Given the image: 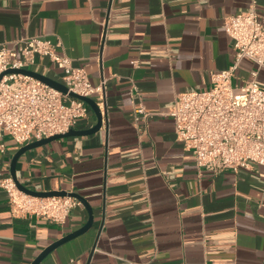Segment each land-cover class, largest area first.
<instances>
[{
  "label": "crops",
  "instance_id": "obj_1",
  "mask_svg": "<svg viewBox=\"0 0 264 264\" xmlns=\"http://www.w3.org/2000/svg\"><path fill=\"white\" fill-rule=\"evenodd\" d=\"M251 8L264 21V0H0V46L51 41L101 89L91 98L107 112L99 132L56 140L17 162L29 189L80 195L94 213L86 235L41 264H264V166L199 170L166 116L177 94L209 90L212 74L236 63L225 20ZM33 70L62 81L48 59ZM254 72L264 89V69L248 59L232 85L243 87ZM140 103L149 117L136 123ZM96 123L91 110L75 130ZM0 143V180L9 179L24 146L7 134ZM88 219L84 206L64 224L17 213L0 189V264H32Z\"/></svg>",
  "mask_w": 264,
  "mask_h": 264
},
{
  "label": "built area",
  "instance_id": "obj_2",
  "mask_svg": "<svg viewBox=\"0 0 264 264\" xmlns=\"http://www.w3.org/2000/svg\"><path fill=\"white\" fill-rule=\"evenodd\" d=\"M225 32L233 41L236 63L211 76L207 91L179 93L166 113L174 122L176 139L193 153L199 170L218 174L239 171L250 165L264 166V89L254 79L234 87L232 79L240 63L248 59L264 69V21L254 8L225 20ZM48 59L62 75L69 92L91 98L94 87L85 69L76 68L58 46L41 37H24L11 47L0 46V77L9 70H33ZM137 65V62H135ZM91 109L83 101L29 76L5 75L0 81V138L7 134L19 146L64 135L87 119ZM136 123L149 114L140 103ZM6 147L0 143V153ZM0 189L8 194L12 208L64 224L71 212L83 204L72 197L37 198L19 191L12 178L1 179Z\"/></svg>",
  "mask_w": 264,
  "mask_h": 264
},
{
  "label": "water",
  "instance_id": "obj_3",
  "mask_svg": "<svg viewBox=\"0 0 264 264\" xmlns=\"http://www.w3.org/2000/svg\"><path fill=\"white\" fill-rule=\"evenodd\" d=\"M11 74H16V75H23V76H29L32 77L34 79H37L41 82H43L44 84L60 91L63 94L69 95L72 98L81 100L83 102H85L90 108L91 110L94 112V114L97 117V123L96 125H94L93 127L86 129V130H81V131H77V130H71L70 132L64 134V135H56L53 136L51 138L48 139H44L41 141H37L34 143H31L29 145L24 146L23 148H21L16 155L14 156L12 162H11V178L13 179V181L16 184V187L18 188L19 191L23 192L26 195L29 196H33V197H37V198H49V197H72L75 198L77 200H79L83 206L85 207V209L88 212L89 215V219L87 221V223L82 226L81 228H79L78 230L69 233L68 235L62 237L61 239H59L58 241L52 243L49 247H47L33 262L32 264H41L43 262V260L49 256L52 252H54L56 249H58L60 246L69 243L73 240H76L84 235H86L92 228L94 225V213L93 210L91 208V205L88 203V201L86 199H84L83 197H81L80 195L74 194V193H68L66 191H46V192H41V191H35L32 189H29L28 187H26L25 185H23L16 174V166H17V162L19 160V158L26 153L27 151L33 150V149H37L39 147H43L45 145H48L56 140H60V139H64V138H70V137H84V136H91L97 132H99L103 126H104V121H106V109H104V116L103 113L100 109V107L98 106L97 102L95 100H93L92 98H87V97H82L80 95H77L75 93L69 92V89L63 85L61 82L53 80L41 73H38L34 70H9L8 72H6L5 74H3L0 77V81L2 80V78L5 75H11ZM96 247V245H95ZM94 247V249H95ZM94 249L92 250V252L94 251ZM91 256L92 253L90 254V258L88 263L91 260Z\"/></svg>",
  "mask_w": 264,
  "mask_h": 264
}]
</instances>
